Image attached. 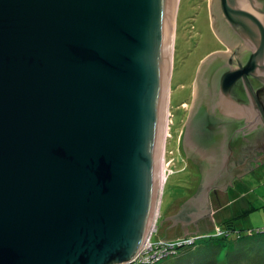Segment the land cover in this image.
<instances>
[{
    "label": "water",
    "instance_id": "1",
    "mask_svg": "<svg viewBox=\"0 0 264 264\" xmlns=\"http://www.w3.org/2000/svg\"><path fill=\"white\" fill-rule=\"evenodd\" d=\"M179 3L0 0V264H131L141 252L163 189ZM217 7L249 52L217 89V109L237 119L188 135L208 164L187 149L203 179L172 226L211 213V189L262 164L247 167L245 152L264 155V0Z\"/></svg>",
    "mask_w": 264,
    "mask_h": 264
},
{
    "label": "rangeland",
    "instance_id": "2",
    "mask_svg": "<svg viewBox=\"0 0 264 264\" xmlns=\"http://www.w3.org/2000/svg\"><path fill=\"white\" fill-rule=\"evenodd\" d=\"M178 8L170 86L171 99L169 108H167L164 143L163 170L165 169L166 182L164 181L163 189H160L158 203L160 206H158V213L154 219L156 227L153 228L146 244L149 241L156 244L171 241V239L175 242V239L171 238L172 236L158 238L160 233L165 234V231L163 232L165 225L162 227V224L169 215L177 211L182 203L197 193L203 179V173L200 171L201 166L194 163L191 158H187L180 136L178 152L176 148L178 130L175 131L174 126L177 125L175 124L177 117L179 119V104L190 97L189 87L193 79L191 75H188L190 70L187 68L191 63L193 65L196 62L197 64L200 63L210 54L218 51L220 46L214 42L213 36L209 35L206 40L204 37L202 38L203 31L209 30L206 23L209 14V0H180ZM182 86H185V89ZM188 102L189 100L185 101L183 107H186ZM259 158V161L262 162L261 167L244 179L237 181L235 186L230 189V198L234 197L232 191L237 192V197L246 192L252 193L255 198L258 197L256 210L250 215L238 217L228 226L223 217L227 213L229 214L231 209L221 211L225 205L223 201L226 200V196L221 195V192L225 190L221 188L211 189L210 194L213 200H211L212 205L210 206L213 210L208 215L209 217H206L207 221L210 220L211 228L205 233L201 231L195 238L179 236L176 240L184 238L183 240L194 241V244L188 246L189 249L180 251L177 256L174 254L171 258L161 260L160 264H264V234L256 233L259 229L264 230V202L261 198L264 194V188L261 187L264 186V155ZM239 183L245 184L247 188H238ZM215 192L218 193L217 196L214 194ZM214 213L216 214L215 217ZM219 226L222 230L230 232L231 235L225 237L218 235ZM136 261L142 260L136 258L131 264H136Z\"/></svg>",
    "mask_w": 264,
    "mask_h": 264
},
{
    "label": "flooded vegetation",
    "instance_id": "3",
    "mask_svg": "<svg viewBox=\"0 0 264 264\" xmlns=\"http://www.w3.org/2000/svg\"><path fill=\"white\" fill-rule=\"evenodd\" d=\"M211 14L213 15V18ZM206 23L207 27H209V30L206 29V32L203 31L202 38L204 37L206 40L209 35L213 36L214 42L218 43L220 47L218 51L216 50L212 54H219V57L222 58V63L218 65L217 62L205 63V60H207V58L212 55L210 54L200 63L197 64L196 62L195 65H193V63L190 64V66L187 68L190 70L188 71V75H191L193 80L191 82V86L189 87L190 97L187 99L189 102L186 107H183V104L187 100H183L179 104V119L177 117V122L175 123L177 124V127L174 126L175 131L178 130V138L176 140V148L178 152L180 136L185 154L188 152L187 149H193L192 153L197 154L201 158L200 161L202 166L208 163L202 159L201 154L198 152V148L194 147V144L193 146L187 144V137L190 133H192L194 140L205 138L204 136H206V134H209L211 137L214 135V132L209 130V127H216L218 121L219 123H222L231 119H237L235 117H231V115L227 116L226 113L217 109V89L219 86L220 75L225 71L224 67L230 63L231 59L242 63L244 56L249 54V52H247V50H245L241 45H237V47L233 46L235 43H237L239 37L230 28L229 22L222 15L221 9H219L218 12L217 0L211 4V9L209 8V14L207 15ZM182 87L185 89V86ZM245 153L246 157L243 158V160L245 161L247 167L253 169L251 165H253V163H257L258 159L260 158L255 157V154H251L249 152ZM235 181H237V179H235L234 182ZM214 194L218 195L217 192ZM204 223L205 221L203 220V224Z\"/></svg>",
    "mask_w": 264,
    "mask_h": 264
},
{
    "label": "crops",
    "instance_id": "4",
    "mask_svg": "<svg viewBox=\"0 0 264 264\" xmlns=\"http://www.w3.org/2000/svg\"><path fill=\"white\" fill-rule=\"evenodd\" d=\"M258 161H259V159H258ZM261 165H259L258 167L254 168L250 172H248V173H246V174H244V175H242L240 177H237L236 176L233 179L232 186L228 187L226 191H224V192L222 191L221 192V195L223 194V196L224 195L226 196V200L223 201V202H225V205L223 206V208L221 209V211L224 212L225 211L224 209H231L230 212H229V214L227 213V215H225L223 217V219H225L226 223L229 222L233 218L234 219L235 218L238 219V217H240V215L243 214L244 212H247V211L253 212V211L256 210V207L255 206L257 205L256 202L258 201V197L257 198L253 197L252 196V193H250V192L242 193L241 195H238V197H237V192L236 191H232L234 197L233 198H230V189L235 186V184L237 183V181H240V180L244 179L246 176H248L249 174L254 173L259 167H261ZM235 179H237V181L234 182ZM239 187H240V189L247 188L245 186V184H243V183H239L238 188ZM261 187L264 188V186H261ZM218 197L221 198V196H218ZM261 198H262V202H264V194H263V196H261ZM208 200H209V205H212V203H210V202H211V200H213V197L210 194V192L208 194ZM184 203H182L181 206L178 207L177 211H175L174 213H172L171 215H169L168 218L177 215L180 212V209H181V207H182V205ZM219 203H222V201L221 202L219 201ZM211 210H213V209L210 206V211ZM208 215H210V213L207 214V215H205V216H203V217H201V218H199V219H197V220H195V221H193V222H191V223H189V224H187V225H185V226H183V227H182V223L181 222H177L176 225L172 226L173 223H174V221L171 220V219L166 220L162 224V227L165 225V229L163 230V232L165 231V234L164 233H160L161 235L159 234L158 235V238H166L167 236H172L171 238H173L175 240L179 236L180 237H182V236L184 237L185 236V238H186V236L187 237L190 236V237H194L195 238V236L197 237L201 231H202V233H205V232H207L211 228L210 227V224H209L210 220L209 221L206 220L207 219L206 217ZM215 216H216V214L214 215V217ZM212 219H213V216H212ZM203 220L205 221L204 224H203ZM227 224L231 225V223H227ZM170 226H172V227H170ZM171 241H172V239H171ZM182 249H184V248H182ZM179 252L180 251H178V254H176V256L179 255Z\"/></svg>",
    "mask_w": 264,
    "mask_h": 264
},
{
    "label": "built area",
    "instance_id": "5",
    "mask_svg": "<svg viewBox=\"0 0 264 264\" xmlns=\"http://www.w3.org/2000/svg\"><path fill=\"white\" fill-rule=\"evenodd\" d=\"M226 232V233H225ZM217 234L220 236H230L231 233L228 231H221L217 229ZM184 239V238H183ZM175 240L174 241H166V242H158L156 244L150 243V241L146 244L147 246L142 249V251L137 255L136 258H140V262L136 261V264H156L161 260H164L168 256L176 255L179 249L191 246L194 244V241L187 240ZM135 258V259H136ZM134 259V260H135ZM133 260V261H134Z\"/></svg>",
    "mask_w": 264,
    "mask_h": 264
},
{
    "label": "trees",
    "instance_id": "6",
    "mask_svg": "<svg viewBox=\"0 0 264 264\" xmlns=\"http://www.w3.org/2000/svg\"><path fill=\"white\" fill-rule=\"evenodd\" d=\"M252 212H249V211H247V212H244L243 214H241L240 216H246V215H249V214H251ZM233 220H236V218L234 219H231L230 221L232 222ZM227 222V223H231V222ZM228 226H230L229 224H227ZM218 226V225H217ZM230 228V227H229ZM218 229H221V227L219 226L218 227ZM222 230V229H221ZM224 231V230H223ZM257 234H264V230H261V229H259L257 232H256ZM225 237V236H224ZM190 247H186V248H184V249H189ZM184 249H181V250H184ZM180 249H179V251H181ZM177 254H178V252H177ZM172 256V255H171ZM171 256H168L167 258H165V259H168V258H171ZM161 263V262H160ZM159 262L158 263H156V264H160Z\"/></svg>",
    "mask_w": 264,
    "mask_h": 264
},
{
    "label": "bare ground",
    "instance_id": "7",
    "mask_svg": "<svg viewBox=\"0 0 264 264\" xmlns=\"http://www.w3.org/2000/svg\"><path fill=\"white\" fill-rule=\"evenodd\" d=\"M164 171H165V169L163 170V176H162V186L164 185V181H165V175H164ZM166 182V181H165ZM159 206V205H158ZM159 209V208H158ZM158 209H157V212H156V215H157V213H158ZM221 230V229H220ZM221 231H223V230H221ZM144 247H146V243L144 244V246H143V248L142 249H144Z\"/></svg>",
    "mask_w": 264,
    "mask_h": 264
}]
</instances>
